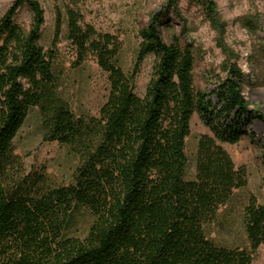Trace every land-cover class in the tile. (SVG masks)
I'll list each match as a JSON object with an SVG mask.
<instances>
[{
    "label": "trees",
    "instance_id": "trees-1",
    "mask_svg": "<svg viewBox=\"0 0 264 264\" xmlns=\"http://www.w3.org/2000/svg\"><path fill=\"white\" fill-rule=\"evenodd\" d=\"M192 1L215 21L212 0ZM21 6L32 14L27 31L13 20ZM161 18L154 15L141 32L126 73L118 40L66 9V40L77 63L92 58L107 74L109 93L97 116L75 114L59 96L56 56L39 46L40 5L15 0L0 19V264H255L252 255L264 244V205L254 196L240 216L245 245L217 244L210 234L223 226L222 211L235 191L247 185L245 170L222 144L253 137L251 125H264V115L249 107L236 66L210 93L196 89L193 52L164 43ZM61 27L58 14L54 41ZM148 56L152 75L138 96L135 78ZM34 108L42 140L66 146L78 159L68 185L54 184L44 169L26 172L13 154ZM194 114L212 135L199 136L194 178L186 180L185 140Z\"/></svg>",
    "mask_w": 264,
    "mask_h": 264
},
{
    "label": "rangeland",
    "instance_id": "rangeland-1",
    "mask_svg": "<svg viewBox=\"0 0 264 264\" xmlns=\"http://www.w3.org/2000/svg\"><path fill=\"white\" fill-rule=\"evenodd\" d=\"M43 11L39 46L53 50L58 76L59 96L77 114L97 116L109 93L107 74L88 58L77 63L74 48L66 40V9L79 12L84 24L97 32L110 34L120 43L119 63L126 73L133 69L141 42V32L152 17L163 18L157 29L164 43L189 46L194 56L193 81L196 89L210 93L229 66L244 75L243 95L253 110L264 115V0H212L215 21L192 0H35ZM15 0H0V19ZM62 21L61 34L54 41L57 15ZM13 20L29 30L32 14L26 6L15 12ZM154 58L148 56L135 78V93L143 96L151 78ZM253 137L244 136L238 144H222L236 168L246 172L247 185L235 191L232 202L222 211L223 226L210 234L217 244L245 245L240 223L242 208L249 196L264 205V125L256 120L250 128ZM212 135L197 114L190 121L185 140L186 180L194 178L197 140ZM13 154L26 172L44 169L56 185H68L78 159L66 146L42 140L38 109L30 110L23 127L13 141ZM86 227L85 216L79 220V234ZM255 264H264V244L253 253Z\"/></svg>",
    "mask_w": 264,
    "mask_h": 264
}]
</instances>
